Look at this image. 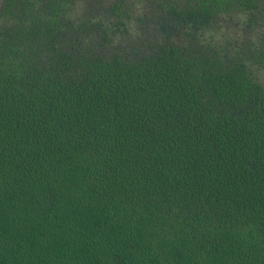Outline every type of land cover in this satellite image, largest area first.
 <instances>
[{"label":"trees","instance_id":"trees-1","mask_svg":"<svg viewBox=\"0 0 264 264\" xmlns=\"http://www.w3.org/2000/svg\"><path fill=\"white\" fill-rule=\"evenodd\" d=\"M0 264H264V0H0Z\"/></svg>","mask_w":264,"mask_h":264}]
</instances>
